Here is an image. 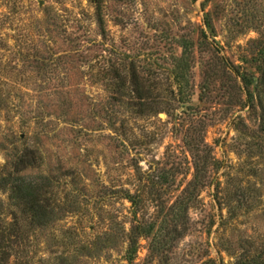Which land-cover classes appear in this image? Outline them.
<instances>
[{
    "label": "rangeland",
    "instance_id": "obj_1",
    "mask_svg": "<svg viewBox=\"0 0 264 264\" xmlns=\"http://www.w3.org/2000/svg\"><path fill=\"white\" fill-rule=\"evenodd\" d=\"M263 51L264 0H0V264H264Z\"/></svg>",
    "mask_w": 264,
    "mask_h": 264
},
{
    "label": "trees",
    "instance_id": "obj_2",
    "mask_svg": "<svg viewBox=\"0 0 264 264\" xmlns=\"http://www.w3.org/2000/svg\"><path fill=\"white\" fill-rule=\"evenodd\" d=\"M93 4L98 5L99 0H91ZM261 60L264 61V51L261 55ZM259 77L257 80L256 86V95L258 101V107L260 109V126L261 131L264 133V62L258 66ZM133 77L136 76L133 74ZM243 82L246 87H251L253 85L252 80L247 79L245 76L243 77ZM139 99H144L142 96ZM185 103V102H183ZM31 154L27 153L22 156L18 161V171H23L28 167H32L35 165L34 158L32 159ZM194 180L197 181L199 179V169L196 167ZM45 181H49L45 178ZM5 185H11V199L14 201L15 205L19 208H22V214L29 220L33 228L40 229L45 227L53 215L55 214V210L50 204V200L47 198V192L45 191L48 187L46 184L39 183L38 181L26 182L23 178H17L16 180H11L10 178L5 180ZM126 199L132 203V206L135 207L136 202L135 199L130 195L126 196ZM1 231V230H0ZM139 236H151L154 227L149 226L148 228L140 227L137 228ZM1 236V234H0ZM181 236V232L179 233ZM178 236V237H179ZM137 245L136 241H132L129 253L134 254L135 247ZM2 247L0 246V252Z\"/></svg>",
    "mask_w": 264,
    "mask_h": 264
},
{
    "label": "water",
    "instance_id": "obj_3",
    "mask_svg": "<svg viewBox=\"0 0 264 264\" xmlns=\"http://www.w3.org/2000/svg\"><path fill=\"white\" fill-rule=\"evenodd\" d=\"M41 5V4H40Z\"/></svg>",
    "mask_w": 264,
    "mask_h": 264
}]
</instances>
